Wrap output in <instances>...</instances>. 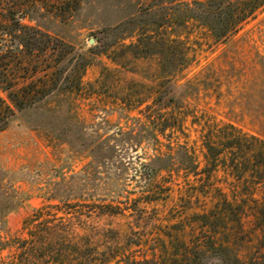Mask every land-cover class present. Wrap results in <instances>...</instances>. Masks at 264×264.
Segmentation results:
<instances>
[{
    "label": "rangeland",
    "instance_id": "374dc122",
    "mask_svg": "<svg viewBox=\"0 0 264 264\" xmlns=\"http://www.w3.org/2000/svg\"><path fill=\"white\" fill-rule=\"evenodd\" d=\"M153 1L84 0L55 29L72 50L56 84L0 131V166L22 193L0 225V264L115 263L128 248L159 264L153 249L195 242L234 245L246 261L264 252L250 211L236 222V204L251 202L236 201L231 150L207 149L231 125L264 140V5L228 41L178 25L155 47L140 39ZM0 97L11 101L1 85Z\"/></svg>",
    "mask_w": 264,
    "mask_h": 264
},
{
    "label": "trees",
    "instance_id": "16d2710c",
    "mask_svg": "<svg viewBox=\"0 0 264 264\" xmlns=\"http://www.w3.org/2000/svg\"><path fill=\"white\" fill-rule=\"evenodd\" d=\"M83 1L0 0V85L11 100L0 97V131L10 126L18 107L38 101L56 84L58 74L62 71L60 59L62 56L65 59L72 50L55 29L70 23L81 9ZM263 5L264 0H154L151 4L153 20L150 23L153 28L147 32L139 31L140 39L147 38L151 45L161 47L168 43L165 42L168 27L183 25L188 33L197 26L204 28L215 42H225ZM180 8L179 14L177 10ZM163 9H172L173 12L159 14V10ZM54 41L60 43L53 44ZM50 55L55 58L43 62V57ZM87 65L85 61L81 68ZM167 67L163 68L164 72L171 77L172 71H168ZM42 71H46V77L37 75ZM79 83V80L71 82ZM230 128V133L220 131L218 143L208 142V155L214 160L227 149L231 150V171L238 180L236 201L249 195L248 200L251 202L247 205L236 204L237 225L243 223V214L250 211L255 226L264 233V140L244 133L234 125ZM155 173L156 170L152 169L149 175ZM16 182L13 173L0 166V225H4L7 215L22 202V193ZM245 185H248L247 192H242ZM259 186L263 187V191L261 197L256 198L254 194ZM47 207L38 209L35 216L46 215ZM32 219L28 218L26 222ZM8 243L0 240V250L6 249ZM126 251L130 252L123 253L115 263L110 260L114 256L103 254L105 258H97L93 264H150L148 255L135 254L129 248ZM260 253L262 258L257 256L246 261L235 251L234 245L195 242L155 248L152 257L158 258L159 264H208L210 259L221 260L224 264H264V252ZM7 264H15V260Z\"/></svg>",
    "mask_w": 264,
    "mask_h": 264
}]
</instances>
